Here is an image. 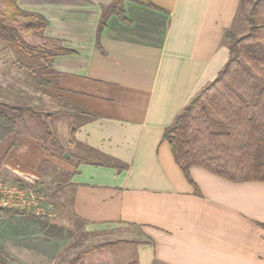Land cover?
Wrapping results in <instances>:
<instances>
[{
	"label": "crops",
	"instance_id": "crops-1",
	"mask_svg": "<svg viewBox=\"0 0 264 264\" xmlns=\"http://www.w3.org/2000/svg\"><path fill=\"white\" fill-rule=\"evenodd\" d=\"M112 1L17 0L49 20L36 35L72 50L38 76L36 95L74 124L65 145L53 135L59 151L18 122L0 142V178L33 184L48 198L53 191L51 214L32 217L73 221L92 238L107 237L101 243L116 242L107 246L129 244L138 264H264V181H233L195 165L190 182L163 138L227 62L224 34L241 0H151L158 8L125 0L129 23L111 14L98 45L103 8ZM8 44L0 40V102L15 104L27 87L14 88L23 69ZM63 149L70 150L65 159ZM29 215H14L7 237L13 256L46 246L45 225L31 229L37 223Z\"/></svg>",
	"mask_w": 264,
	"mask_h": 264
},
{
	"label": "trees",
	"instance_id": "trees-1",
	"mask_svg": "<svg viewBox=\"0 0 264 264\" xmlns=\"http://www.w3.org/2000/svg\"><path fill=\"white\" fill-rule=\"evenodd\" d=\"M124 1L113 0L103 8L97 31L98 45L111 14L115 13L123 22L129 23ZM133 1L158 8L151 0ZM3 4L0 36L29 55L41 56L43 60L34 65L38 73L43 74L41 76L53 70L55 56L72 52L59 44L28 43L20 28L41 34L49 20L39 13L21 9L17 0H3ZM240 18L248 23V29L239 35L233 27ZM224 41L230 48L227 62L165 128L163 138L169 142L175 161L190 182H193L190 168L195 165L233 181H264V0L240 1L238 13L232 27L224 34ZM41 80L46 84L49 81L48 78ZM26 112L41 119L40 112L31 107L0 102V142L17 131L18 122L24 120ZM46 114L49 116L54 112ZM93 117L89 115V118ZM16 214L35 215L24 209L0 206V219ZM113 243L116 242L101 243L88 251ZM88 251L79 252L69 264H78ZM0 264H3L1 259ZM129 264H138V261Z\"/></svg>",
	"mask_w": 264,
	"mask_h": 264
},
{
	"label": "rangeland",
	"instance_id": "rangeland-1",
	"mask_svg": "<svg viewBox=\"0 0 264 264\" xmlns=\"http://www.w3.org/2000/svg\"><path fill=\"white\" fill-rule=\"evenodd\" d=\"M0 9L2 10H0L1 14L5 10L3 0H0ZM240 19L233 27V30L239 35L245 33L248 29V23L245 21V19ZM20 30L22 32L23 38L30 44H49L48 42H45L43 40L41 35H36V33L25 31L22 27L20 28ZM1 39L3 38L1 37L0 40ZM9 45L10 44H8V46ZM6 50L13 52L16 51L15 57H17L21 63L16 64L15 68L19 70V68L21 69L22 67L23 69V73L16 72V76L20 75L21 79L15 80L14 88L17 89L18 87H20V85H18L17 83H20L23 86L27 87L23 89V93L21 91L18 94L19 96L15 98L14 103L31 107L34 109V111L40 112L39 114H41V119H39L34 114H31L29 112L24 113V122L20 123L22 121L19 120L20 128L22 130L30 132L31 134H34L37 139H43L44 142H47L53 148L61 151L62 148L60 147V145L55 144V140H57V138H51L52 134L60 139V144L65 145V137L68 130L67 125L74 123H69L70 121L67 120L65 116L61 117L53 114L48 116L46 113H49V111L52 110V108L54 107L53 104L48 101H39V97L36 95V89L38 87V84L40 83V79L38 78L40 74L38 73V68H36L34 65L38 64L40 60L42 61L43 58L36 54L29 55L26 51H24L21 47L19 48L18 46H16L15 48L12 47V49L7 47ZM7 51L4 52L6 53ZM28 67L32 71H30L31 74H28V71L26 69ZM34 71H36V73ZM4 81L5 80H0V82ZM16 115L18 116V113H16ZM64 121L67 122L65 128L63 124H61ZM48 129L49 133L47 132ZM66 154H70V150L65 149L64 152L61 153V157L63 159L67 158V156H65ZM40 191L43 192L46 197L47 195H49L45 190ZM49 192L51 194L49 197H53H47L48 201L50 202L54 200V192ZM31 215L32 214H30L29 216ZM68 218L71 219V215H68ZM15 219L17 221V217L11 215L0 220V259L3 264H69V261L79 252L88 251L96 244L101 243L103 240H105L103 238H107L104 236H95V238H92L90 234L81 230L80 226L73 221L71 223H68L67 226H64L61 224V222L56 221V223H48V221L46 222L45 219L32 217L31 219H33V221H36L37 224L35 228L31 229L38 231L39 228L43 227V225H45L46 227V232L48 233L47 237L45 236L46 246L41 248L39 254L38 252L33 251L26 256H13L11 255V249L13 245L11 243V240H8L7 237L9 236L10 231H12V226L14 227V224L12 225V223L14 222L12 221ZM16 227L22 230L21 228L23 226L18 225ZM25 230H30V227L27 224L25 226ZM41 230L43 231V229ZM49 234H51L52 236H50ZM56 234H58L59 237L56 236ZM32 240H34L33 242H36L35 239ZM130 247L131 246L129 244L120 243L88 251L83 255L81 261L78 264H129L130 262L135 260V252L132 251ZM23 259H25V261H23Z\"/></svg>",
	"mask_w": 264,
	"mask_h": 264
},
{
	"label": "built area",
	"instance_id": "built-area-1",
	"mask_svg": "<svg viewBox=\"0 0 264 264\" xmlns=\"http://www.w3.org/2000/svg\"><path fill=\"white\" fill-rule=\"evenodd\" d=\"M0 206L24 209L37 216L51 214L46 195L33 184L4 178H0Z\"/></svg>",
	"mask_w": 264,
	"mask_h": 264
}]
</instances>
